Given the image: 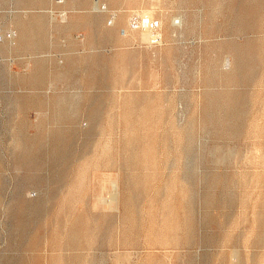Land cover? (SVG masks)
Segmentation results:
<instances>
[{
	"label": "rangeland",
	"instance_id": "1",
	"mask_svg": "<svg viewBox=\"0 0 264 264\" xmlns=\"http://www.w3.org/2000/svg\"><path fill=\"white\" fill-rule=\"evenodd\" d=\"M0 264H264V0H0Z\"/></svg>",
	"mask_w": 264,
	"mask_h": 264
},
{
	"label": "bare ground",
	"instance_id": "2",
	"mask_svg": "<svg viewBox=\"0 0 264 264\" xmlns=\"http://www.w3.org/2000/svg\"><path fill=\"white\" fill-rule=\"evenodd\" d=\"M61 12H62V11H61ZM61 12H60V13H61ZM62 13H63V12H62ZM66 17H67V16H66Z\"/></svg>",
	"mask_w": 264,
	"mask_h": 264
}]
</instances>
